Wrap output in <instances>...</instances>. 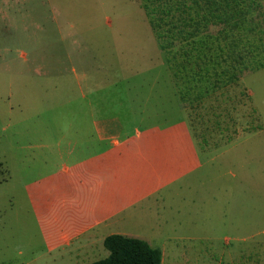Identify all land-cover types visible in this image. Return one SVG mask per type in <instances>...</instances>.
Here are the masks:
<instances>
[{
	"label": "rangeland",
	"instance_id": "1",
	"mask_svg": "<svg viewBox=\"0 0 264 264\" xmlns=\"http://www.w3.org/2000/svg\"><path fill=\"white\" fill-rule=\"evenodd\" d=\"M174 84L142 0H0V264L104 257L47 252L25 188L63 161L61 98L95 92L129 99L106 109L123 133L184 118L200 152L167 208L161 233L180 237L163 264H264V66L193 102Z\"/></svg>",
	"mask_w": 264,
	"mask_h": 264
},
{
	"label": "crops",
	"instance_id": "2",
	"mask_svg": "<svg viewBox=\"0 0 264 264\" xmlns=\"http://www.w3.org/2000/svg\"><path fill=\"white\" fill-rule=\"evenodd\" d=\"M96 93L61 98L55 114L64 126L53 152L63 161L25 186L46 251L69 246L84 258L104 256L91 263L109 255L108 235L122 234L160 248L163 264L168 240L180 237L161 233L172 222L167 208L202 168L200 152L186 119L126 134L119 114L106 109L129 99ZM95 143L102 146L93 150Z\"/></svg>",
	"mask_w": 264,
	"mask_h": 264
},
{
	"label": "trees",
	"instance_id": "3",
	"mask_svg": "<svg viewBox=\"0 0 264 264\" xmlns=\"http://www.w3.org/2000/svg\"><path fill=\"white\" fill-rule=\"evenodd\" d=\"M177 96L195 101L264 66L262 0H142ZM88 264H161L160 248L122 234Z\"/></svg>",
	"mask_w": 264,
	"mask_h": 264
}]
</instances>
